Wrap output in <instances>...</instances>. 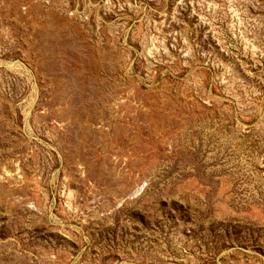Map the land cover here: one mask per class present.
<instances>
[{"label": "rangeland", "instance_id": "obj_1", "mask_svg": "<svg viewBox=\"0 0 264 264\" xmlns=\"http://www.w3.org/2000/svg\"><path fill=\"white\" fill-rule=\"evenodd\" d=\"M0 264H264V0H0Z\"/></svg>", "mask_w": 264, "mask_h": 264}]
</instances>
